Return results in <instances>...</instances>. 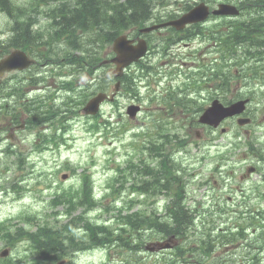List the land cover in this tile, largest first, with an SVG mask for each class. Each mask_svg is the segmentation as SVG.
<instances>
[{"label":"rangeland","instance_id":"rangeland-1","mask_svg":"<svg viewBox=\"0 0 264 264\" xmlns=\"http://www.w3.org/2000/svg\"><path fill=\"white\" fill-rule=\"evenodd\" d=\"M77 1L78 0H9V4L12 7L11 13L6 12L5 9L0 10V45L16 31L28 29L29 25L33 28H46V31L40 32L37 38L47 40V32L51 33L57 28V26L53 25L55 15L64 13L63 8L68 10L73 9L77 6ZM125 1L126 0H98L97 5L103 18L113 14L108 7L115 5L117 8H120L121 12L118 13L126 20L132 9L126 7ZM164 1L165 0H151L149 5L155 13L167 15L169 8L173 14L176 15L181 11V4H183V7H186L195 0H184L181 4L177 3L175 0H166L165 2H167L169 6L167 3L165 5ZM207 1L213 2L214 4L219 2L218 0ZM120 3L123 4L121 7L119 6ZM254 4L253 0H246L245 12L247 13L240 19H234L231 24L222 19V16L216 15L207 18L205 21L201 22V24H211V22L216 19V26H220V30L225 31V33L216 32L214 34L215 39L223 38V36H226L228 39L227 32L230 31L233 26H237V33L239 34L244 33L241 28L250 29L257 27L263 31L261 32L263 34L259 36L261 43L253 45L252 50L255 48V51H261L264 48V11L257 12L255 9L251 10ZM260 5H264V1ZM197 9L198 7L195 10ZM252 11L254 15L250 14ZM257 15L262 16V23L255 26L254 22L247 18ZM23 23H29V25H23ZM17 25L21 26L14 29V26ZM198 30L197 27H193L187 32L186 40H190L194 48L204 46L210 40L209 38L201 37L197 33ZM149 34L155 38L153 42L156 45V51L151 54L149 59L148 57L143 59L142 66L135 64L131 66V74L135 77L133 78L134 82L130 85V91L124 92L121 90L115 102L111 105H104L100 117L96 119L97 121L103 122L101 126L102 132L100 134L93 138V136H85L81 130H77L78 127L86 125L85 121H83L84 118L82 116H77V121L72 123V132L66 137L67 143L65 145H60L57 151H55V149H53L54 152L44 149L42 145L45 140H43L42 137L35 140L34 137H29L21 140L13 147V149H20L25 159L23 157L16 158L15 155H12L7 157V162L14 160L11 165H4V163L0 162V168L3 169V172L6 173L7 176L5 180V191L0 192V199H2V201H0V220H6L3 223L5 226L4 231H0V250L7 243L4 237V234H6L5 232H12L18 226H22L26 231H35L37 227L41 226L40 224L59 227L73 216L81 214L88 217L92 223L104 226L109 233L108 238L111 239L112 242L107 246L105 244L93 245L98 242L94 241L91 243L92 245L89 244L90 247L85 248L86 245L83 246L81 242L78 241L84 234V229L82 226H77L69 231H60L58 233L61 237H68V239L63 238L61 245L63 246L64 242L67 241V248H69V250L66 254L57 253V255H54L56 254L54 251L39 253L36 249L31 247L29 239H20L13 235L16 241L12 244V255L6 262L5 258L0 260V264H164L166 259H163V255L160 252L144 250L148 246V240L154 239L156 235L155 231L151 232L144 229H133L128 224L129 219L125 217L124 213L134 205V201L127 195V200L123 202V194L116 197L118 192L117 189L111 191L110 188H108L109 191H105L106 185L113 186L111 187L113 189L116 184L122 187L123 184L128 183L131 178L133 180L135 179V177H130L126 174L127 170L124 171L125 173L120 171L116 173L115 168L118 164H121L119 168H122L126 162L129 163L132 161L136 164L137 161L145 160L156 167L154 170L150 169L143 171L144 180L147 182L151 181V184L156 189H160L162 193L155 192L148 198L154 201V204L150 206H148L147 203L136 204L135 206L138 207V213L135 219H140L144 216V213L149 212L150 210L148 211L147 208H154L158 213L164 214L165 202L173 198V192L164 190V188H162L164 186H160L167 178L171 182L169 185H175L176 182L174 181L177 180V183L183 186V192H179L178 196L180 203L188 210L191 216L190 218H192L193 215L195 216L198 204H201L203 199L208 197L209 191H212L208 190L205 186H208L210 189H224L226 193L224 192L222 202L227 201L226 194H230L228 192H230L231 187L236 189V197L243 196V193H240L239 189H237L239 187L245 188V193L255 189L256 184H259L260 188L264 189V170L256 171L250 178L240 179L238 176H235L231 177L228 181L226 178H221L220 172L224 174L223 170L231 161H233V165H237L243 161L242 156L248 148L246 142L247 135L240 126L228 124V132H218V135L214 132L211 133V136L216 137L211 144L200 143L199 146H195L196 148L192 147V144H189L188 146L190 147L183 150L181 154L179 150H174L169 153H167L168 151H162L157 157L151 158L149 156L151 152H149L148 149L149 138H156L161 133L167 134L168 137H164L163 140L168 141L173 139V134H177V132L179 134L182 133L185 128L183 124H187L190 120L189 115H193L197 106H200V104L204 103L213 94H220L221 97L226 95L227 99L249 95L252 98L251 110L253 113H257L256 108L259 109L260 101L264 93L259 89V84L257 82L252 83L251 78L245 76V73L251 72L252 74L260 71V68L256 67L252 70L243 71V69L246 70V63L243 62L245 59L244 57H246L245 53L251 48V41H248V39L245 40L246 37L243 36L244 43L240 48L236 50L231 45L234 56L230 59L227 58L225 62L214 71L218 77L224 78L226 75L224 79H226V77L230 78L231 76L232 78L230 79L238 81L240 84L238 90H233L223 95L219 88L210 87L212 83H205V88L201 91L204 95L197 98L200 101L192 105L189 102L187 103L193 106L188 110V113L181 105L180 108L175 109L173 113L168 115L164 109L158 106L156 99L151 101L150 98H155V96L152 93L149 94L148 86H140V81L135 80L140 78V76H145V73H148V66L150 63H162V61H160L162 58L165 60L164 64H168V60H170V62L180 61V51H184L186 47L183 49L178 47V51L174 49L173 52L175 53L171 58L169 54H164L168 52V50L161 51L159 49L165 43L159 38V36L165 34L164 30H162L161 33L152 32ZM84 37L86 38V36ZM53 45L60 47L64 44L61 42H53ZM81 48L82 45L78 46L75 51ZM61 57H64L63 52L52 55L51 59L58 60ZM185 57H193L189 49L185 51ZM79 58L80 56L78 59ZM44 66L45 65L38 66L37 73L44 72ZM73 66L76 70V73L73 74H80L78 65H70V68H73ZM162 68L164 69L162 72L164 77H171L174 79L171 83L172 87L177 86V84L179 86H192L198 81L197 75H192L187 72L184 73L185 76L179 74L178 77L175 78L171 65H163ZM209 77H211V75ZM82 83V80H77L76 90L71 95L73 96L71 98V104L69 105V109H66V114L72 118H75L77 109L76 103L95 87L94 84L83 85ZM160 83L162 86L167 85L164 80ZM33 91L34 89L27 91V93L30 94ZM184 92L185 91L174 93L167 92L165 99H172L171 96L174 94L183 95ZM195 95L197 94L191 91L186 94L185 98L191 100V96L194 97ZM61 98L62 97H59L58 99ZM130 100H136L142 104V110L137 114L135 120L129 119L127 114L123 115V113H126V103ZM1 103H3V100L0 97V104ZM150 103H154L156 107L154 109H149L148 105ZM175 103H170L171 109L175 108ZM185 103L186 102H183V105ZM46 106L47 102H45L42 109L40 108L39 110L41 112L44 111L48 116H54L55 112L52 105L49 106L48 109H45ZM111 107H113V110ZM160 114H164V125L158 123L161 125H158L156 133L151 135V133L148 132L152 130V119ZM178 123H181V127L183 126L182 129L176 127ZM42 124L43 121L38 123L40 126H42ZM56 124H58V120L51 121L49 126ZM261 126H264V117L262 114L257 118V123L252 127L251 137L260 136L259 127ZM193 131L196 130L193 129ZM50 133L51 132L48 133L49 136L51 135ZM23 134L24 132L19 133V138H21ZM145 134L150 135L144 137ZM262 136H264V134ZM259 140H261V138H259ZM24 141L26 142L24 143ZM31 148L35 151H31ZM167 154L169 159L166 158ZM127 159L128 161H126ZM155 159L158 161L155 162ZM164 160L171 162L175 160V163H170L172 168H169L165 173H161L162 167L164 169L167 168V164L162 162ZM183 164L187 165L188 170L196 168L200 173L192 175L185 170L179 169ZM92 165H94V167H91ZM215 165H218L217 170L214 168ZM84 166L92 170V178L95 182L94 192H92L93 197L89 196L88 199L83 197L81 191V177L77 174V172H83L82 169ZM140 167L141 164L135 166L134 169L139 171ZM72 170H75V172L71 174ZM64 173L67 174L66 178H62V174ZM212 173L213 177L209 176ZM202 178H207L210 184H200L199 180ZM209 178H211V180ZM135 182L137 184L142 183L139 179H136ZM101 184H104V186L102 190H99V185ZM10 186L14 189L16 197L14 193L11 194L12 190H10ZM147 195L146 193H142L139 196L145 198ZM59 198L61 199L59 200ZM175 204H177V202ZM170 207V203H168L166 212L162 217H159L160 215H154L152 210L150 214L154 215V218L158 221L161 220V224L167 225L169 223L168 210ZM53 211L59 213L54 214ZM182 220V216L177 219V221L180 222ZM76 221H79L78 217H76ZM76 221L75 219L73 221L75 226ZM0 224H2V221H0ZM66 224L68 223L66 222ZM120 226H123L124 230H121ZM197 234L202 236L200 232ZM98 236H101V233H98ZM74 247H79V249L72 250ZM203 261L205 264H211L212 262L218 261V259L209 258L200 260V262ZM236 261L238 260H233L231 264L234 262L235 264H250L249 260H244V262L240 263Z\"/></svg>","mask_w":264,"mask_h":264},{"label":"flooded vegetation","instance_id":"flooded-vegetation-1","mask_svg":"<svg viewBox=\"0 0 264 264\" xmlns=\"http://www.w3.org/2000/svg\"><path fill=\"white\" fill-rule=\"evenodd\" d=\"M60 19L62 26L59 31L66 32L69 27L70 17L61 16ZM23 25H29V23H23ZM19 26L21 25L14 26V29H17ZM43 31H46V28H33L29 25L28 29L16 31L6 38L5 42L0 45V59L7 56L11 50L22 49L30 57L42 60L39 65H45V71L42 73H37L39 65H36L22 72L4 73L0 78V97L3 100V103L0 104V162L4 163V165H11L14 160L7 162V157L12 155H15L16 158L23 157L25 159V156L22 155L23 152L18 148L13 149V147L21 140L29 137H34V140L42 137V139L45 140L42 145L44 149L53 151L51 146L56 143L55 127L54 125L49 126L51 121H53V118L52 116L42 113L39 109H42L45 102H47L46 107H49L48 104H52L59 108H65L67 105L71 104V98L67 97V95H71L70 92H65V97H62L61 99L54 96L55 94L61 93L56 90L63 83L62 80L67 81L71 77L70 61L66 56L61 57L58 61L46 57V54H55V48L53 45L55 39L53 32L51 31V33L47 32L48 41L38 39L37 35ZM262 54L264 55V48ZM259 68L260 71H258L251 80L259 84L260 90H264V68L261 64ZM56 73H58V75ZM67 74H69V76H66ZM157 74L158 72L156 70L149 72V76L151 75L152 78H156ZM32 89H34V91L28 94L27 91ZM40 121H43L42 126L38 125ZM21 132H24V134L19 138V133ZM49 132H51L50 136L48 135ZM25 142L26 141H24V143ZM30 150L35 151L32 148ZM6 178V173L0 168V192L5 191ZM242 192L243 191L240 189V193ZM214 195L218 200L219 194L215 192ZM227 198L231 200L229 204H220L216 202L209 208L202 209L201 211L202 217L200 218V222L206 226V228L201 231L207 232L209 236L203 238L204 245H196V251L209 253V249H214L219 257H227L224 261H215L211 264H230V257L242 247L244 241L242 227L236 232H224V230L220 228V233L223 234H220L219 232L215 233L213 219L204 217V215L220 214V211L222 210H237L242 206V203L240 202L241 200L238 197L227 196ZM229 216L231 215H228V217ZM0 221L4 223L6 220L1 219ZM183 223V220L181 222L175 220V228L171 232L174 237H177L175 234L178 233L179 230H182L181 227H183ZM195 232H198L197 229H195ZM229 234L233 235L234 239ZM210 235H213V238H211ZM219 236L221 239L212 244L211 241ZM158 242H163L169 247V249H166L162 253L163 259H166L164 264H191L188 261L182 260V248L178 249L177 247L182 241H173V243L168 242L166 239H160L154 242L150 241L145 249H148V251L156 250L158 248ZM207 244L210 245L209 248L206 247ZM187 249L190 248L187 247ZM50 251H54V253H56L54 255H57V252L66 254V248L62 250L59 247L56 251L54 246H51ZM189 253L190 250H187V254Z\"/></svg>","mask_w":264,"mask_h":264},{"label":"water","instance_id":"water-1","mask_svg":"<svg viewBox=\"0 0 264 264\" xmlns=\"http://www.w3.org/2000/svg\"><path fill=\"white\" fill-rule=\"evenodd\" d=\"M196 14V12L194 13ZM197 15V14H196ZM192 18L190 17H187L183 20V22H189L191 20H194L196 19L194 15L191 16ZM205 16H201L200 19H203ZM150 28H147L145 30H149ZM127 42H130L126 35H120L117 37L116 41H115V44L113 46L114 50L116 51L117 53V56L113 59L116 63H117V73L120 74L121 73V70L123 68L124 65L128 64L132 59H137L138 57H140L144 51H145V46L142 44H137L135 46L131 45L129 46ZM15 57V55H13ZM13 56L10 57L11 60H13ZM13 62V61H11ZM12 65V67L15 66V64H10ZM9 65V66H10ZM16 67H20L19 65H16ZM106 97L105 94L103 93H99L97 94L94 98H92L86 105L85 109L87 112H94L97 107H98V104L100 101H102L104 98ZM136 109H138L137 107H131L129 109V112L131 114H133ZM239 109H237L236 111H238ZM235 111H231V112H225V113H222V114H218V113H214V112H208L206 114H204L202 117H201V120H204V121H216L215 123H217V121L223 117L226 116V114H231ZM1 255H6V252L3 251L1 253Z\"/></svg>","mask_w":264,"mask_h":264},{"label":"trees","instance_id":"trees-1","mask_svg":"<svg viewBox=\"0 0 264 264\" xmlns=\"http://www.w3.org/2000/svg\"><path fill=\"white\" fill-rule=\"evenodd\" d=\"M90 1H92V0H87L86 3H84V6L86 7L84 10L81 11V9H80L78 12H76V14L79 15V18H81L82 20L85 19L86 11L90 10V12H92L94 10L93 9L94 5L92 3H90ZM125 3H126L127 8L129 5H131L136 10H141L143 8L141 4H138L136 2V0H126ZM120 18H121V21L124 20L122 16ZM137 21H138V19L134 20V23H136ZM126 24L127 23H125V22L118 21V29L119 30L125 29L127 27ZM115 33H117V31ZM115 33H112V35H114ZM154 150H155V147L152 148V151H154ZM43 230H47V228H41V231H43ZM47 238H48L47 236L41 235V239L46 240Z\"/></svg>","mask_w":264,"mask_h":264},{"label":"bare ground","instance_id":"bare-ground-1","mask_svg":"<svg viewBox=\"0 0 264 264\" xmlns=\"http://www.w3.org/2000/svg\"><path fill=\"white\" fill-rule=\"evenodd\" d=\"M228 29H229V28H228ZM230 29H231V28H230ZM190 30H191V29H190ZM241 33H242V32H241ZM248 48H249V47H248ZM244 49H245V48H244ZM251 49H252V48H251ZM254 49H255V48H254ZM254 49H253V50H254ZM257 50H259V49H257ZM78 57H79V56H78ZM155 58H156V57H155ZM229 59H230V58H229ZM236 71H237V70H236ZM240 71H241V70H240ZM243 71H246V70L243 69ZM253 71H254V70H253ZM231 72H232V71H231ZM241 72H242V71H241ZM164 73H165V72H164ZM239 73H240V72H239ZM221 74H222V73H221ZM223 74H224V73H223ZM225 74H226V73H225ZM225 76H226V75H225ZM225 76H224V78H225ZM230 78H232V77L230 76ZM55 86H56V85H55ZM126 113H128V112H126ZM128 118H129V119H133V120H135V117H134V116H129V115H128ZM153 146L156 147V149L158 150V145H157V144H154ZM162 151H166V150H162ZM167 153H169V152H167ZM149 156H150L151 158H155V157H157V156H154V155H149ZM166 158L169 159L168 154H167ZM40 225L42 226V224H40ZM181 228H182V227H181ZM22 264H23V263H22Z\"/></svg>","mask_w":264,"mask_h":264}]
</instances>
